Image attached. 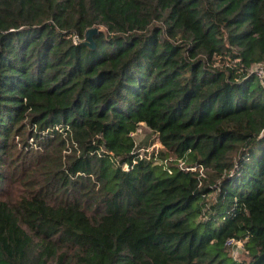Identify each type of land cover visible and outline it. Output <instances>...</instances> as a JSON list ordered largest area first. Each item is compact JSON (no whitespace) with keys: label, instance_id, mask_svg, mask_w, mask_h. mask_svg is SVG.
<instances>
[{"label":"trees","instance_id":"16d2710c","mask_svg":"<svg viewBox=\"0 0 264 264\" xmlns=\"http://www.w3.org/2000/svg\"><path fill=\"white\" fill-rule=\"evenodd\" d=\"M261 69L264 0H0V264H264Z\"/></svg>","mask_w":264,"mask_h":264},{"label":"rangeland","instance_id":"374dc122","mask_svg":"<svg viewBox=\"0 0 264 264\" xmlns=\"http://www.w3.org/2000/svg\"><path fill=\"white\" fill-rule=\"evenodd\" d=\"M134 139L137 144H141L144 148H147L142 149L141 152L148 158H151L154 153H157L158 150L160 151L162 149L161 144L159 143L156 135L150 132L144 126H142L134 135ZM229 252L235 260L241 261L246 258L243 245H241L240 247L231 246Z\"/></svg>","mask_w":264,"mask_h":264},{"label":"water","instance_id":"95a60500","mask_svg":"<svg viewBox=\"0 0 264 264\" xmlns=\"http://www.w3.org/2000/svg\"><path fill=\"white\" fill-rule=\"evenodd\" d=\"M98 29H90L87 33H86V45L91 47V48H95V41H94V36L98 34Z\"/></svg>","mask_w":264,"mask_h":264},{"label":"built area","instance_id":"2783aa9c","mask_svg":"<svg viewBox=\"0 0 264 264\" xmlns=\"http://www.w3.org/2000/svg\"><path fill=\"white\" fill-rule=\"evenodd\" d=\"M258 77L264 84V69H261L260 71H258ZM227 244L229 247L231 246L240 247L241 245H243L242 242H236L234 240L229 241Z\"/></svg>","mask_w":264,"mask_h":264}]
</instances>
